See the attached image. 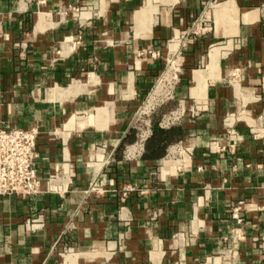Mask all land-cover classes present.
Wrapping results in <instances>:
<instances>
[{"label":"crops","instance_id":"crops-1","mask_svg":"<svg viewBox=\"0 0 264 264\" xmlns=\"http://www.w3.org/2000/svg\"><path fill=\"white\" fill-rule=\"evenodd\" d=\"M170 56L178 82L152 124L176 112L161 129L179 137L148 159L131 123ZM226 127L236 152L210 153ZM11 128L38 131L42 193L0 197V264H264V0H0ZM238 202L245 240L223 258Z\"/></svg>","mask_w":264,"mask_h":264},{"label":"built area","instance_id":"built-area-1","mask_svg":"<svg viewBox=\"0 0 264 264\" xmlns=\"http://www.w3.org/2000/svg\"><path fill=\"white\" fill-rule=\"evenodd\" d=\"M202 30L205 31L206 29H200L195 25L188 35L197 36ZM79 39L78 37L77 41ZM183 42L182 46L190 42L189 37L184 38ZM142 54H149L152 58H157L159 55L157 52L150 50H144ZM165 62L163 71L145 96L131 123V129L136 132L135 147L140 151L152 132L154 116L172 100L173 91L178 82L180 70L174 57L166 58ZM171 62L174 63L175 67L172 71L169 66ZM178 117L179 115L176 112L163 114L159 118L157 126L161 128L169 127ZM251 133L254 139L260 136V133L255 130ZM37 139L38 131L35 128L0 129V197H32L42 193L41 181L37 176L36 169L38 159ZM239 143L240 137L236 131L232 127H226L224 137L212 139L208 143L207 149L213 154L228 153L232 155L236 152ZM176 152L190 155L188 150H182L180 146L177 147ZM123 155L126 160L134 158V144L127 146ZM110 162L111 158L107 159L103 165L107 166ZM47 184H51L50 179ZM96 187L95 184H92L88 192L95 191ZM130 191L132 189L129 186L123 187L121 201L125 200ZM244 209L243 202H238L231 208L230 218L234 221L235 226L230 230L229 236L223 239L225 247L219 252L220 257H234L240 244L245 240L242 216Z\"/></svg>","mask_w":264,"mask_h":264},{"label":"trees","instance_id":"trees-1","mask_svg":"<svg viewBox=\"0 0 264 264\" xmlns=\"http://www.w3.org/2000/svg\"><path fill=\"white\" fill-rule=\"evenodd\" d=\"M179 137V132L171 129L153 128L151 135L144 143V157L148 159H156L161 157L165 148L176 141ZM134 141V133L126 136L118 151L125 145Z\"/></svg>","mask_w":264,"mask_h":264},{"label":"bare ground","instance_id":"bare-ground-1","mask_svg":"<svg viewBox=\"0 0 264 264\" xmlns=\"http://www.w3.org/2000/svg\"><path fill=\"white\" fill-rule=\"evenodd\" d=\"M169 66H170L171 71L175 69L173 62H171Z\"/></svg>","mask_w":264,"mask_h":264}]
</instances>
